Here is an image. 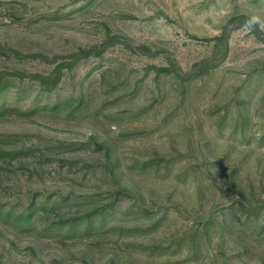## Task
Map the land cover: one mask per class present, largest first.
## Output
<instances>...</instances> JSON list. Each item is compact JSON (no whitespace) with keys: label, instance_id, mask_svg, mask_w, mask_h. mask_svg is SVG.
<instances>
[{"label":"rangeland","instance_id":"obj_1","mask_svg":"<svg viewBox=\"0 0 264 264\" xmlns=\"http://www.w3.org/2000/svg\"><path fill=\"white\" fill-rule=\"evenodd\" d=\"M3 106L0 264H264V0H0Z\"/></svg>","mask_w":264,"mask_h":264},{"label":"trees","instance_id":"obj_2","mask_svg":"<svg viewBox=\"0 0 264 264\" xmlns=\"http://www.w3.org/2000/svg\"><path fill=\"white\" fill-rule=\"evenodd\" d=\"M5 110H6V109L4 108V106L1 107V108H0V113H5Z\"/></svg>","mask_w":264,"mask_h":264},{"label":"clouds","instance_id":"obj_3","mask_svg":"<svg viewBox=\"0 0 264 264\" xmlns=\"http://www.w3.org/2000/svg\"><path fill=\"white\" fill-rule=\"evenodd\" d=\"M256 21V18H253V22H255Z\"/></svg>","mask_w":264,"mask_h":264}]
</instances>
